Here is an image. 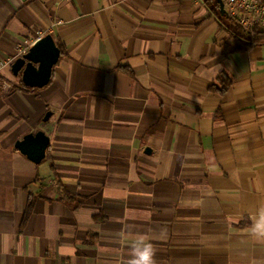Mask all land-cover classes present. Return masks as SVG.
Instances as JSON below:
<instances>
[{
  "label": "crops",
  "instance_id": "crops-1",
  "mask_svg": "<svg viewBox=\"0 0 264 264\" xmlns=\"http://www.w3.org/2000/svg\"><path fill=\"white\" fill-rule=\"evenodd\" d=\"M215 8L0 0V264H126L128 226L157 264H264V44L243 49ZM46 35L66 52L32 89L12 68ZM40 131L35 164L16 143Z\"/></svg>",
  "mask_w": 264,
  "mask_h": 264
},
{
  "label": "water",
  "instance_id": "water-1",
  "mask_svg": "<svg viewBox=\"0 0 264 264\" xmlns=\"http://www.w3.org/2000/svg\"><path fill=\"white\" fill-rule=\"evenodd\" d=\"M61 55L54 37L46 35L38 40L25 55L16 60L12 70L16 76L22 74L25 86L42 89L50 84L54 68L59 63ZM50 115L48 114L45 120H48ZM49 145L50 137L40 131L26 135L23 140L16 143V148L30 161L40 164L46 156Z\"/></svg>",
  "mask_w": 264,
  "mask_h": 264
},
{
  "label": "clouds",
  "instance_id": "clouds-1",
  "mask_svg": "<svg viewBox=\"0 0 264 264\" xmlns=\"http://www.w3.org/2000/svg\"><path fill=\"white\" fill-rule=\"evenodd\" d=\"M129 240V259L126 264H157V250L150 236L144 233H135L131 227L123 229ZM160 235H166V230L161 229ZM250 236L257 241H264V205L253 213L250 225Z\"/></svg>",
  "mask_w": 264,
  "mask_h": 264
},
{
  "label": "built area",
  "instance_id": "built-area-1",
  "mask_svg": "<svg viewBox=\"0 0 264 264\" xmlns=\"http://www.w3.org/2000/svg\"><path fill=\"white\" fill-rule=\"evenodd\" d=\"M228 16L234 19L242 30L252 32L264 31V0H222ZM18 48V57L25 55L30 49L29 42ZM17 57V58H18ZM1 80V72H0Z\"/></svg>",
  "mask_w": 264,
  "mask_h": 264
},
{
  "label": "trees",
  "instance_id": "trees-1",
  "mask_svg": "<svg viewBox=\"0 0 264 264\" xmlns=\"http://www.w3.org/2000/svg\"><path fill=\"white\" fill-rule=\"evenodd\" d=\"M215 12L217 13V16L219 18V22L221 27L226 28L230 33H233L235 36L240 38L243 41V49L253 46V45H259V44H264V31L260 30H254L252 32H245L244 30L241 29L239 24L232 18L226 15L221 16L220 12L216 10ZM60 43V42H59ZM58 47L61 50V54H65L66 48L62 44H57ZM221 87H212L213 90L216 92H219L220 94H224L228 91V89L232 85V81L227 77V75L224 73L219 77ZM36 196L30 195L28 206H27V211L25 214V219H28L34 209V204H35Z\"/></svg>",
  "mask_w": 264,
  "mask_h": 264
}]
</instances>
